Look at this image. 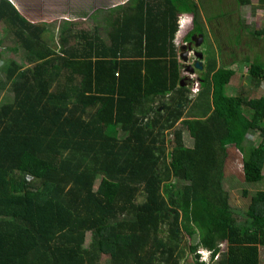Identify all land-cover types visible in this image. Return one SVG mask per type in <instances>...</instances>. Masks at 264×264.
<instances>
[{
  "label": "trees",
  "instance_id": "trees-1",
  "mask_svg": "<svg viewBox=\"0 0 264 264\" xmlns=\"http://www.w3.org/2000/svg\"><path fill=\"white\" fill-rule=\"evenodd\" d=\"M180 1L195 15L196 3ZM177 16L170 0H128L106 42L68 22L57 45L42 37L45 23L0 0V21L26 60L3 67L12 98L0 104V264H260L264 190L245 185L264 179V97L224 95L235 71L207 56L192 96ZM249 75L264 79L259 55ZM253 131L262 141L243 146ZM232 147L241 225L224 184Z\"/></svg>",
  "mask_w": 264,
  "mask_h": 264
},
{
  "label": "rangeland",
  "instance_id": "rangeland-1",
  "mask_svg": "<svg viewBox=\"0 0 264 264\" xmlns=\"http://www.w3.org/2000/svg\"><path fill=\"white\" fill-rule=\"evenodd\" d=\"M48 1L56 3L54 5H49L51 6L49 10H54L56 6L59 7L67 5V3L64 4L65 0ZM74 1L75 2L70 4L69 9H72L71 12L75 15H78L77 13L80 11H85L88 7L85 5V1L87 2V0ZM174 1V6L178 15V26L175 33V36L177 37L176 43L178 44V48L182 43L189 39L190 34H202L203 40L199 44L198 48V51H200L203 56L201 60L202 63L204 62V57L207 56L209 59L215 61L217 67L223 63L225 68L235 71V76L232 78L231 82L228 85H224L223 87L224 95H242L245 99L257 96L264 97V79H262L259 84L255 85L251 83L249 75V66L253 61V58L256 55H259L262 60H264V36H256L253 33L254 30L264 29V8L257 6V0H248L250 5L247 6H237L235 0H192L197 5L195 15H193L191 9L184 5L180 0ZM216 14V17H211V15ZM48 17H50V15ZM187 17L191 18L190 22ZM74 22V29H78L80 21L76 20ZM56 24L57 22L55 21L46 23L47 27L42 34V37L46 38L51 35L57 44V31L58 28L62 26V23L60 22L59 25ZM4 29V23L0 22V32ZM100 33H103L105 36L103 31ZM5 40L7 41H4L3 44L7 43V46H10V48L17 46V49L11 50L9 48V51L5 52L0 57V104L8 102L12 98V93L9 91L8 86L3 85L4 64L9 63L11 59L15 60L22 66H24L26 63L24 57L25 52L23 48L19 47L18 43H16V39L10 35L8 39ZM52 46L53 48H56L54 43ZM245 56H248L249 60H245ZM192 60H194V56H189L187 63L192 65ZM179 61L182 66L181 73L185 77L186 82L190 83V93L192 96H195L200 84L198 78L201 70L195 69L192 74L186 73L183 69L184 65H186V62L182 61L180 58ZM177 126L181 127L180 124ZM102 127L105 129H111V126L107 124H103ZM182 134L184 145H191L186 132L183 131ZM261 141L262 138L258 132H249L243 141V146H256ZM228 152L229 153L227 159L225 160L224 166V184L225 188L228 189L230 193V203L233 216L236 219L237 224L241 225L244 223L245 219L243 214L245 198L243 195H241V189L244 186L241 176V155L234 147L230 149L228 148ZM232 185H235V187H232ZM245 187L251 191L264 190V179L253 184H246ZM186 241L188 242V240ZM88 243L89 237L88 234H86L83 239V248H85ZM220 250H225L224 244L220 246ZM202 255L203 257L201 258V261L207 263L208 254L203 252ZM190 257H188L187 261H190ZM107 262L108 261H106V258H102L100 260V264H107ZM259 263L264 264V248L260 249Z\"/></svg>",
  "mask_w": 264,
  "mask_h": 264
},
{
  "label": "crops",
  "instance_id": "crops-1",
  "mask_svg": "<svg viewBox=\"0 0 264 264\" xmlns=\"http://www.w3.org/2000/svg\"><path fill=\"white\" fill-rule=\"evenodd\" d=\"M9 3L16 8L19 14L28 22L31 23H49L51 21L57 22L56 25H59L60 22L63 26L68 22L73 23V29L75 27L76 20H79L78 29L84 30H94L100 36V39L103 42L107 41V30L110 27V23L113 18L121 14L122 6L128 0H87L85 5L88 7L83 12H78V15H75L71 12L72 9H69V6L74 0H65L63 6H56L54 10H49L51 6L56 4L48 0H7ZM174 5L175 1L170 0ZM54 11V12H53ZM50 15V17H48ZM78 18V19H76ZM1 22V21H0ZM3 23V22H2ZM5 27V25H4ZM47 27V26H46ZM82 27V28H80ZM86 28V29H85ZM103 31V33H100ZM86 33V31H84ZM89 33V32H88ZM0 37L3 38L1 41V47L5 46L7 51H9L10 46L3 44L5 39H8L10 35L7 34V30L4 29L0 32ZM177 41V37L174 35V42ZM17 43V42H16ZM9 47V48H8ZM13 48V47H12ZM10 48L11 50H13ZM17 49V46L15 47ZM6 51V52H7ZM25 52V51H24ZM25 57V53H24ZM27 65V64H26Z\"/></svg>",
  "mask_w": 264,
  "mask_h": 264
},
{
  "label": "water",
  "instance_id": "water-1",
  "mask_svg": "<svg viewBox=\"0 0 264 264\" xmlns=\"http://www.w3.org/2000/svg\"><path fill=\"white\" fill-rule=\"evenodd\" d=\"M190 40L193 41L194 44H195L194 46L197 47V46H199V44L203 40L202 34L199 33L197 36L192 35L191 38H190ZM189 50H190V52H189ZM188 52H189V54L192 53L193 56H194V62H193L192 65H189L187 63V60H188ZM178 57L182 61L186 62V66H185V69H184L186 73L192 74L195 69L196 70H202V61L201 60H202V57L203 56H202V53L198 52V50H192L190 48H187L186 49V44L185 43H182L179 46V54H178ZM181 85H183L182 82H181Z\"/></svg>",
  "mask_w": 264,
  "mask_h": 264
},
{
  "label": "flooded vegetation",
  "instance_id": "flooded-vegetation-1",
  "mask_svg": "<svg viewBox=\"0 0 264 264\" xmlns=\"http://www.w3.org/2000/svg\"><path fill=\"white\" fill-rule=\"evenodd\" d=\"M198 34H199V33H192V34H190L189 39H188L187 41L184 42V43L186 44V49H187V48H190V49H192V50H198L199 46H197V47L194 46V45H195L194 42L190 40V38H191L192 35L197 36ZM189 52H190V50H189ZM189 52H188V57H189V56H190V57L193 56V54H192V53L189 54ZM198 52H200V51H198ZM193 62H194V60H192V63H191V64H193ZM185 66H186V65H184L183 69H185Z\"/></svg>",
  "mask_w": 264,
  "mask_h": 264
},
{
  "label": "clouds",
  "instance_id": "clouds-1",
  "mask_svg": "<svg viewBox=\"0 0 264 264\" xmlns=\"http://www.w3.org/2000/svg\"><path fill=\"white\" fill-rule=\"evenodd\" d=\"M187 19L189 20V22H190V20H191V18L190 17H187ZM201 255H202V253H201ZM203 256V255H202Z\"/></svg>",
  "mask_w": 264,
  "mask_h": 264
},
{
  "label": "built area",
  "instance_id": "built-area-1",
  "mask_svg": "<svg viewBox=\"0 0 264 264\" xmlns=\"http://www.w3.org/2000/svg\"><path fill=\"white\" fill-rule=\"evenodd\" d=\"M196 89V88H195ZM205 254H207V253H205Z\"/></svg>",
  "mask_w": 264,
  "mask_h": 264
}]
</instances>
